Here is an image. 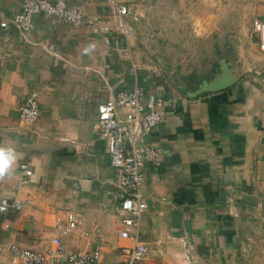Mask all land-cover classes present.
I'll use <instances>...</instances> for the list:
<instances>
[{
	"label": "crops",
	"instance_id": "crops-1",
	"mask_svg": "<svg viewBox=\"0 0 264 264\" xmlns=\"http://www.w3.org/2000/svg\"><path fill=\"white\" fill-rule=\"evenodd\" d=\"M23 1L0 0V145L18 153L0 180V198L18 204L0 213V264H23L12 261L11 245L42 250L57 235L68 251L100 245L107 263L120 262L119 170L95 125L99 104L136 87L148 100L165 99L161 123L147 136L160 153L145 169L147 209L128 227L148 246L144 263L264 264V51L252 29L233 60L239 79L191 96L212 76L176 84L154 67L177 61L153 62L133 24L173 0H117L132 10L124 17L130 36L108 0H69L108 31L40 14L29 38L14 23ZM245 1L255 5L252 20H264V0ZM228 52L221 53L226 61ZM32 93L40 114L21 123L19 108ZM23 163L32 170L25 182ZM68 213L79 224L64 234L55 222Z\"/></svg>",
	"mask_w": 264,
	"mask_h": 264
},
{
	"label": "built area",
	"instance_id": "built-area-1",
	"mask_svg": "<svg viewBox=\"0 0 264 264\" xmlns=\"http://www.w3.org/2000/svg\"><path fill=\"white\" fill-rule=\"evenodd\" d=\"M108 3L114 17L118 19L120 31L130 36L132 31L126 27L124 17L131 14V8L119 4L117 0H108ZM40 14L73 27L88 23L94 33L108 31L99 27L95 20L89 19L84 11L72 5L69 0H24L20 12L14 18L22 36L29 38L34 27V17ZM253 33L258 37L259 49L264 51V20H254ZM164 103L165 99L161 97L148 100L144 90L136 87L118 92L113 99L97 107L95 128L107 142L111 165L119 170L118 186L122 192L119 214L124 218L125 227L120 232V238L126 243L118 248L121 260L115 264H146L144 260L148 246L139 240L137 234L131 233L128 227L138 221L147 209L141 192L145 169L160 159L159 150L147 140V136L160 125ZM39 114L37 96L32 93L19 108V120L21 123H32ZM19 170L24 182L32 176V170L26 163L20 164ZM17 206V202L0 198V213ZM78 224L79 221L72 213L58 217L55 222L56 228L64 234L76 230ZM100 248L97 245L92 252H71L61 236L57 235L42 250L11 245L9 251L13 262L18 260L23 264H111L103 259Z\"/></svg>",
	"mask_w": 264,
	"mask_h": 264
},
{
	"label": "rangeland",
	"instance_id": "rangeland-1",
	"mask_svg": "<svg viewBox=\"0 0 264 264\" xmlns=\"http://www.w3.org/2000/svg\"><path fill=\"white\" fill-rule=\"evenodd\" d=\"M169 5L162 14L155 9L149 19L138 15L133 24L140 42L149 45L153 62L177 61L173 67H154L170 74L176 84L213 76L222 50L228 49L233 61L242 34L253 32L255 5L245 0H173Z\"/></svg>",
	"mask_w": 264,
	"mask_h": 264
},
{
	"label": "water",
	"instance_id": "water-1",
	"mask_svg": "<svg viewBox=\"0 0 264 264\" xmlns=\"http://www.w3.org/2000/svg\"><path fill=\"white\" fill-rule=\"evenodd\" d=\"M239 77L240 76L235 70L234 62L232 60L226 61L224 58H220L213 76L202 81L197 86V89L190 94L191 96H197L206 92H216L218 90L227 89L232 86Z\"/></svg>",
	"mask_w": 264,
	"mask_h": 264
},
{
	"label": "clouds",
	"instance_id": "clouds-1",
	"mask_svg": "<svg viewBox=\"0 0 264 264\" xmlns=\"http://www.w3.org/2000/svg\"><path fill=\"white\" fill-rule=\"evenodd\" d=\"M85 51L87 52L88 49H85ZM17 159L18 153L11 144L0 145V180H4L11 174V170Z\"/></svg>",
	"mask_w": 264,
	"mask_h": 264
}]
</instances>
